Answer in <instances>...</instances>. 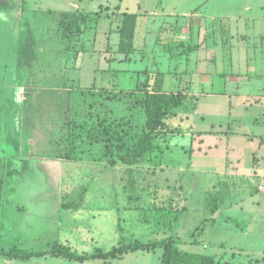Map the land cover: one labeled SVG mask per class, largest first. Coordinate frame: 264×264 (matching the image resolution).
<instances>
[{"label": "rangeland", "instance_id": "374dc122", "mask_svg": "<svg viewBox=\"0 0 264 264\" xmlns=\"http://www.w3.org/2000/svg\"><path fill=\"white\" fill-rule=\"evenodd\" d=\"M263 2L0 0L20 107L0 143V249L58 246L46 232L63 206L82 210L63 220L75 230L59 242L80 255L174 236L200 264H264ZM126 14L138 16L130 54L119 51ZM25 40L29 63L18 66ZM158 78L188 100L162 152L126 165L118 156H133ZM169 206L186 212L154 234ZM163 257L157 248L94 264Z\"/></svg>", "mask_w": 264, "mask_h": 264}, {"label": "trees", "instance_id": "16d2710c", "mask_svg": "<svg viewBox=\"0 0 264 264\" xmlns=\"http://www.w3.org/2000/svg\"><path fill=\"white\" fill-rule=\"evenodd\" d=\"M137 15L126 14L122 25L121 40L119 43L120 53L130 54L134 51V40L137 27ZM28 42L22 41L20 43L18 66L29 63L28 59ZM10 55L9 48H7L2 39V32L0 31V143L3 140L4 131L7 127L13 125L20 107L15 100L12 80V73L10 69L13 67V57ZM10 62V63H8ZM152 88L145 90V111H146V130L143 132L135 146L133 156L121 155L118 160L126 165L132 166L141 162L147 155H159L162 152L161 141L169 135L168 121L176 116L177 111L181 109L188 100V94L183 90L165 89L163 81L158 78ZM11 103L7 102V99ZM6 133L7 130H6ZM4 169V168H3ZM154 208L152 207V210ZM158 209V208H157ZM159 211V212H158ZM155 213L152 221V232L158 234L161 230L160 224L167 227L168 231H175L178 226L181 215L185 209L178 211L172 207H165ZM173 222V223H172ZM179 243L174 236H168L159 241L144 242L141 240H134L127 243H121L110 251H96L93 254H77L72 249L64 246H55L45 251H22L11 249L5 251L0 249V256H6L11 259H30L33 257H40L44 255H51L55 257H62L69 261H90L96 259H118L129 253H136L139 251L152 252L157 248L164 250V257L162 264H200V257H194L188 252L179 248Z\"/></svg>", "mask_w": 264, "mask_h": 264}, {"label": "crops", "instance_id": "0c3cea01", "mask_svg": "<svg viewBox=\"0 0 264 264\" xmlns=\"http://www.w3.org/2000/svg\"><path fill=\"white\" fill-rule=\"evenodd\" d=\"M264 3V2H263ZM219 18V17H218ZM82 212V210H77V209H73L72 208H67V207H63V206H57L55 208H53V210H51V213H53L55 215V221H52L51 223V229H49L50 231L46 232L49 233V239L51 240H56L58 243V245L60 244L59 242H61V230H67L66 228L70 229L73 228V230H75V227H71V225L68 224H64L63 220H66V223H71L68 220L73 221V219H75V217L77 216L76 213H80ZM89 212H91L89 210ZM66 227V228H65ZM63 244L66 242H62ZM68 244V242L66 243ZM50 248V247H49ZM48 250V249H45ZM42 250V251H45ZM33 251H38V250H33ZM6 256H0V260L1 262H3L4 260L6 261ZM4 259V260H3ZM39 259H44L42 260V262L40 264H86V263H97L95 260H90V261H84V262H80V261H69L66 260L62 257H55V256H51V255H44V256H40V257H33L30 259H9L10 262L6 263V264H35L36 261H39ZM8 260V259H7ZM23 260V261H21ZM98 260V259H96ZM44 261V262H43ZM103 264H108L107 262L105 263L104 261H102ZM111 264V263H110Z\"/></svg>", "mask_w": 264, "mask_h": 264}]
</instances>
